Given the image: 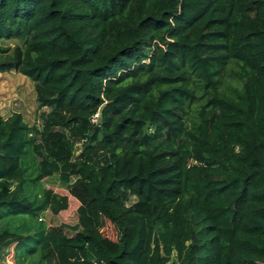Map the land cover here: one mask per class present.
I'll use <instances>...</instances> for the list:
<instances>
[{
    "label": "trees",
    "instance_id": "obj_1",
    "mask_svg": "<svg viewBox=\"0 0 264 264\" xmlns=\"http://www.w3.org/2000/svg\"><path fill=\"white\" fill-rule=\"evenodd\" d=\"M12 71L41 125L0 115L8 264H264V0H0Z\"/></svg>",
    "mask_w": 264,
    "mask_h": 264
},
{
    "label": "rangeland",
    "instance_id": "obj_2",
    "mask_svg": "<svg viewBox=\"0 0 264 264\" xmlns=\"http://www.w3.org/2000/svg\"><path fill=\"white\" fill-rule=\"evenodd\" d=\"M38 103L36 99V92L34 83L21 73L12 71L7 73H0V115L8 119L15 113H20L24 120L29 125H41L39 120V112H37ZM48 111V110H44ZM45 188H51L55 192L62 195H66L67 191L63 189L62 184L57 177L48 178L43 181ZM76 203L71 202V210L64 216L67 222L75 224L76 217L74 206ZM43 219L48 223V230L55 225H61L62 221L56 218L55 223L52 224L46 220V216ZM68 235H74V233L67 232ZM104 234L111 239L117 238V231L110 223L106 222ZM7 254L3 252L0 254V264H8ZM39 258V255L32 256L33 260ZM31 258L28 260L22 259L21 264H30Z\"/></svg>",
    "mask_w": 264,
    "mask_h": 264
},
{
    "label": "built area",
    "instance_id": "obj_3",
    "mask_svg": "<svg viewBox=\"0 0 264 264\" xmlns=\"http://www.w3.org/2000/svg\"><path fill=\"white\" fill-rule=\"evenodd\" d=\"M98 119H99V114L97 113V114H95V115L93 116V122H94V123H97V122H98Z\"/></svg>",
    "mask_w": 264,
    "mask_h": 264
}]
</instances>
